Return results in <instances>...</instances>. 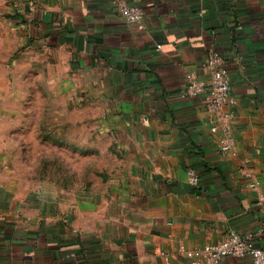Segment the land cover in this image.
<instances>
[{
    "label": "crops",
    "instance_id": "1",
    "mask_svg": "<svg viewBox=\"0 0 264 264\" xmlns=\"http://www.w3.org/2000/svg\"><path fill=\"white\" fill-rule=\"evenodd\" d=\"M127 1L139 26L112 0H0V264H187L179 245L231 229L264 247V0ZM209 49L235 98L234 155L186 94ZM32 146L98 152L105 174L82 186L38 171L58 161Z\"/></svg>",
    "mask_w": 264,
    "mask_h": 264
},
{
    "label": "built area",
    "instance_id": "2",
    "mask_svg": "<svg viewBox=\"0 0 264 264\" xmlns=\"http://www.w3.org/2000/svg\"><path fill=\"white\" fill-rule=\"evenodd\" d=\"M112 4L115 12L126 24L135 26L141 24L144 11L140 6L127 0H112ZM204 67L207 78H200L193 71L187 74L186 94L203 97L206 110L216 116V121L225 132V135L218 140L219 152L221 155H234L233 139L228 131L232 113L223 109L225 105L235 103L230 91L225 60L217 50L209 49ZM216 130L217 126L211 127V132ZM189 182L197 185L196 171H189ZM257 206L262 213L259 229L264 233V193L259 195ZM159 253L163 254L160 251ZM178 253L188 260L187 264H221L222 259L228 256L248 258L250 264H264V247L257 245L252 237L241 235L233 229L229 230L221 240L202 247L187 249L184 245H179Z\"/></svg>",
    "mask_w": 264,
    "mask_h": 264
},
{
    "label": "rangeland",
    "instance_id": "3",
    "mask_svg": "<svg viewBox=\"0 0 264 264\" xmlns=\"http://www.w3.org/2000/svg\"><path fill=\"white\" fill-rule=\"evenodd\" d=\"M34 141V137H33ZM35 143V142H34ZM51 147V146H50ZM33 151L29 153L23 152V154L28 155L34 161L36 157H43V159L49 160V166L52 164V159L58 161L53 168H39L38 171L43 170L45 173H53L60 175L61 178L66 179L70 183L77 182L76 184H81L82 186H89V179H93L104 176V168H101L102 160L99 153L87 155L79 152L72 151H52L50 148L44 152ZM45 161L44 163L48 162ZM52 167V166H51ZM86 183V184H85Z\"/></svg>",
    "mask_w": 264,
    "mask_h": 264
}]
</instances>
